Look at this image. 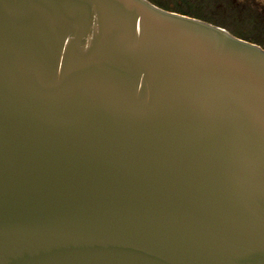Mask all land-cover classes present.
Returning <instances> with one entry per match:
<instances>
[{
    "label": "water",
    "instance_id": "95a60500",
    "mask_svg": "<svg viewBox=\"0 0 264 264\" xmlns=\"http://www.w3.org/2000/svg\"><path fill=\"white\" fill-rule=\"evenodd\" d=\"M0 264H264V46L153 0H0Z\"/></svg>",
    "mask_w": 264,
    "mask_h": 264
},
{
    "label": "rangeland",
    "instance_id": "374dc122",
    "mask_svg": "<svg viewBox=\"0 0 264 264\" xmlns=\"http://www.w3.org/2000/svg\"><path fill=\"white\" fill-rule=\"evenodd\" d=\"M200 8L203 16L264 45V0H202Z\"/></svg>",
    "mask_w": 264,
    "mask_h": 264
},
{
    "label": "trees",
    "instance_id": "16d2710c",
    "mask_svg": "<svg viewBox=\"0 0 264 264\" xmlns=\"http://www.w3.org/2000/svg\"><path fill=\"white\" fill-rule=\"evenodd\" d=\"M153 1L156 2L157 4L163 6V7H166L169 9H175V10H178V11H181L184 13H189L192 15H197V16H200V17H203L205 19L210 20L209 18L202 15V11L200 10L201 9L200 4H201L202 0H171L174 3H171L169 0H153ZM237 35H239V34H237ZM240 36H242V35H240ZM243 37H245V36H243ZM253 41H256V40H253ZM259 43H261V42H259Z\"/></svg>",
    "mask_w": 264,
    "mask_h": 264
}]
</instances>
